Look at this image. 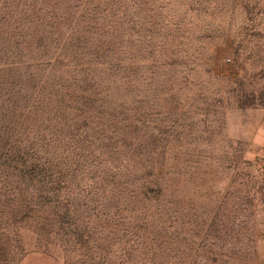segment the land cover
Returning a JSON list of instances; mask_svg holds the SVG:
<instances>
[{
    "label": "trees",
    "instance_id": "16d2710c",
    "mask_svg": "<svg viewBox=\"0 0 264 264\" xmlns=\"http://www.w3.org/2000/svg\"><path fill=\"white\" fill-rule=\"evenodd\" d=\"M133 7L0 0V264L52 250L65 264H102L105 243L120 264H195L163 256L164 233L184 236L176 182L118 141L148 91L134 94L123 35Z\"/></svg>",
    "mask_w": 264,
    "mask_h": 264
},
{
    "label": "rangeland",
    "instance_id": "374dc122",
    "mask_svg": "<svg viewBox=\"0 0 264 264\" xmlns=\"http://www.w3.org/2000/svg\"><path fill=\"white\" fill-rule=\"evenodd\" d=\"M129 11L134 94L148 91L118 141L165 166L187 215L184 236H161L163 256L264 264V0H135ZM103 246L98 262L120 264L118 245ZM52 251L16 264H65Z\"/></svg>",
    "mask_w": 264,
    "mask_h": 264
}]
</instances>
